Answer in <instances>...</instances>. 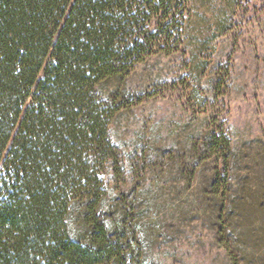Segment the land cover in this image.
<instances>
[{
	"label": "trees",
	"instance_id": "obj_1",
	"mask_svg": "<svg viewBox=\"0 0 264 264\" xmlns=\"http://www.w3.org/2000/svg\"><path fill=\"white\" fill-rule=\"evenodd\" d=\"M188 3L0 0V264H155L147 182L112 128L130 80L185 34ZM192 145L184 223L226 264H264V154L224 128Z\"/></svg>",
	"mask_w": 264,
	"mask_h": 264
},
{
	"label": "rangeland",
	"instance_id": "obj_2",
	"mask_svg": "<svg viewBox=\"0 0 264 264\" xmlns=\"http://www.w3.org/2000/svg\"><path fill=\"white\" fill-rule=\"evenodd\" d=\"M183 24L185 34H174L179 40L130 80L135 103L113 137L136 188L147 182L143 211L156 224L155 264H226L201 223L183 221L191 192L179 164L193 141L222 128L264 154V0H189Z\"/></svg>",
	"mask_w": 264,
	"mask_h": 264
}]
</instances>
